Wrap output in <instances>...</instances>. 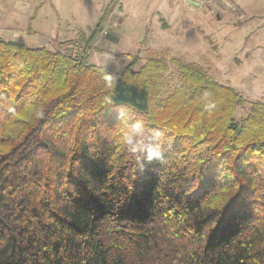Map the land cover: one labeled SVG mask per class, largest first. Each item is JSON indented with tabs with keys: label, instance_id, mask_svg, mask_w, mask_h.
<instances>
[{
	"label": "trees",
	"instance_id": "1",
	"mask_svg": "<svg viewBox=\"0 0 264 264\" xmlns=\"http://www.w3.org/2000/svg\"><path fill=\"white\" fill-rule=\"evenodd\" d=\"M87 45L0 38V264H264V105L236 121L238 92L183 64L157 102L159 65L114 79Z\"/></svg>",
	"mask_w": 264,
	"mask_h": 264
},
{
	"label": "rangeland",
	"instance_id": "2",
	"mask_svg": "<svg viewBox=\"0 0 264 264\" xmlns=\"http://www.w3.org/2000/svg\"><path fill=\"white\" fill-rule=\"evenodd\" d=\"M44 3L29 27L33 10L0 12V38L71 56L88 44L87 64L105 68L114 79L128 65L136 72L157 64L161 72L151 91L157 102L179 86L183 64L238 92L246 104L236 109V121L247 117L250 102L264 105V0H53L52 8L49 0ZM32 110L16 119L8 135L21 130Z\"/></svg>",
	"mask_w": 264,
	"mask_h": 264
},
{
	"label": "clouds",
	"instance_id": "3",
	"mask_svg": "<svg viewBox=\"0 0 264 264\" xmlns=\"http://www.w3.org/2000/svg\"><path fill=\"white\" fill-rule=\"evenodd\" d=\"M204 96L207 99L210 96V94L205 92ZM214 107H215V103L211 100H209L205 104L206 109L211 110ZM131 128H132V130L126 132L122 138H123L126 145L131 146V151L133 153H136L138 151V148L140 147V145L144 142L149 131H151V129H149L146 132L142 124L141 125H135L134 124ZM157 135H159V134L157 133ZM160 156H161V152L159 150V147L154 148V149H149L147 152L148 160H152L153 158H159Z\"/></svg>",
	"mask_w": 264,
	"mask_h": 264
},
{
	"label": "crops",
	"instance_id": "4",
	"mask_svg": "<svg viewBox=\"0 0 264 264\" xmlns=\"http://www.w3.org/2000/svg\"><path fill=\"white\" fill-rule=\"evenodd\" d=\"M49 4L51 5V8L54 7L53 5V0H49ZM55 4V3H54ZM46 6V3H44V0H0V12H6V11H21L24 14L28 10H33L31 15H28V27L30 24L35 22L36 19V12L39 9H43V7ZM26 9V10H25ZM22 13V14H23ZM11 14L8 13L7 18L10 20Z\"/></svg>",
	"mask_w": 264,
	"mask_h": 264
}]
</instances>
